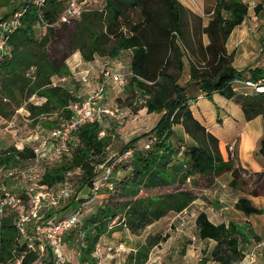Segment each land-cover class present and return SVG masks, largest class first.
<instances>
[{
    "label": "trees",
    "instance_id": "16d2710c",
    "mask_svg": "<svg viewBox=\"0 0 264 264\" xmlns=\"http://www.w3.org/2000/svg\"><path fill=\"white\" fill-rule=\"evenodd\" d=\"M10 1L0 0V7ZM122 5L137 10L138 18L124 13ZM65 8L66 0H45L41 6L30 0L14 10L24 13L21 25L9 38L10 52L0 59L2 118L10 120L25 108L31 125L41 123L53 128L73 115L68 106L77 98L53 82L54 77L63 76L66 68L49 52ZM259 10L260 7L256 12ZM210 13L209 18L199 19L198 34L207 35L210 42L206 46L202 41L193 43L192 58L188 47V20L192 13L179 0H107L102 11H85L80 21L75 19L70 53L79 52L84 61L92 62L97 56L114 60L131 50L129 85L143 96L147 112L159 114L160 119L150 131L125 145L122 152L135 149L128 162L130 175L120 182L119 191L108 195L99 209L82 223L77 261L69 264H98L93 256L97 244L119 224L139 235L171 213H183L200 198L199 193L183 187L187 183L218 178L230 171L233 176L238 174L237 149L232 152L231 144H225L195 117L191 102L197 99V93L210 100L214 94H220L239 106L247 120L258 116L264 119V94L253 93L244 85L247 79L257 82L263 78L264 70L238 71L234 66L235 53H229L226 47L235 28L249 17L248 7L240 0H216ZM38 26L46 30L41 38L36 37ZM185 56L191 61L189 79L182 84L181 78L186 76ZM34 96L46 100L38 105L31 101ZM176 126L193 143L185 155L171 143ZM100 132L99 123L82 125L75 135L71 157L48 166L42 183L57 187L68 171L80 168V191L92 186L109 147L108 139L100 137ZM144 138L152 141L150 150L145 149L146 144L138 146ZM257 153L264 158V137ZM34 156L32 149L10 146L0 152V170L28 162ZM262 188L263 191L257 190L254 195H264V185ZM235 208L247 216L264 212L247 198H240ZM15 220L16 215L11 211L0 219V264H17L19 259L20 264H33L38 255L20 242ZM196 227L201 240L216 243L211 256H204L198 264H209L210 260L217 264L244 262L241 241L248 243L247 230L235 222L215 224L204 211L198 214ZM169 238L168 234H149L145 242L130 249L123 264H147L152 249Z\"/></svg>",
    "mask_w": 264,
    "mask_h": 264
},
{
    "label": "rangeland",
    "instance_id": "374dc122",
    "mask_svg": "<svg viewBox=\"0 0 264 264\" xmlns=\"http://www.w3.org/2000/svg\"><path fill=\"white\" fill-rule=\"evenodd\" d=\"M27 1L30 0H11L6 6L0 7V16H9L15 9L21 8ZM106 1L107 0H98L97 2H94L92 0H82V3L85 11L93 12L102 11L105 8ZM179 1L192 13L188 20V31L190 36L188 47H190L189 55L192 58L193 53L191 51V45H193V43H198L199 41H202L203 43L204 41L208 43L210 42L207 35L198 36L201 30V20L199 19L202 18L204 20L211 16L210 12L216 3V0ZM122 9L124 10V13L132 16L134 19H137L139 16V12L132 9L128 5H122ZM256 14L264 20V7L261 6L260 10L256 12ZM80 20L81 19H78L77 21ZM75 29V19L60 20L56 25V36L49 45V52L57 62L64 64L66 69L64 70L63 76L71 79L70 83H67V87L69 88V85L71 84L73 90L76 91V94H74L81 97H76L77 100L74 102H80V100H85L89 91L92 93L99 87L105 85L106 77L103 72L104 68L117 70L122 67L121 64L125 63L128 56L126 55L123 57V63L118 62L115 59H106V61L114 67L107 66L106 61L101 62V58L99 56H97L98 62L89 63L84 61L82 56L80 58L78 54H72L69 50L71 37ZM45 31L44 27L38 26L36 28V37L41 38ZM255 42V39H253V41H250L248 46L244 47L245 41L242 42L240 39L231 40L228 52H234L235 57L238 55V59L242 56V53H249V55L243 56V63L247 64L248 61H250L249 66L259 65L261 67L260 69H263L264 53H261L259 55L260 57L257 60H254L255 54H258L257 50L261 45L263 46V43H260V45H256V48H253L252 44L255 46ZM190 61V58L185 56L186 76L181 78L182 84L188 77L187 74ZM63 76L54 77L55 83L58 84L59 79ZM108 91L109 95L107 94ZM107 95L109 98H107ZM31 101L34 102L33 98ZM35 101H37V99ZM145 103V99L141 96L140 92L137 90L134 91L130 85L121 88L113 82L107 83L104 104L120 108L125 112L126 119L122 125L115 122H111L110 124H107L106 122L100 124L101 132H105L104 137L108 139L109 143V147L103 161L114 163L115 161L111 159L114 153L122 152L125 145L131 139L137 137L138 135H142L143 133H147L156 125L160 116L156 113L149 114L145 107ZM10 123L12 122L4 123L0 119V152L10 146H14L15 143H17L21 148L26 147L33 150L37 148L40 140L47 135L49 129V127L42 125L41 123L31 125V121L29 119L26 121L23 116L18 120L15 118L14 123ZM148 141L149 139L144 138L141 139L138 144L143 146ZM171 143L175 147H179V149H181V155H185L189 148L193 145L189 137L187 138L185 136L180 126H176L174 128V136L171 137ZM235 149H237V145L235 146ZM130 160H132V158L119 162L115 165L113 174V180L117 186L115 191H119L120 182L130 175V163H128ZM28 164V162H21L17 164V166L22 169L27 168L29 166ZM4 168L5 167H3L0 172H2ZM45 168L46 167H40L37 174L43 175ZM237 169L238 174L236 176L227 172L218 178H200L198 181H193L190 184L187 183V185L183 187L190 188L194 192L199 193L200 198L198 200L200 201L191 206L184 213H171L168 217L153 223L143 231L139 232V235L132 234L131 231L126 229L122 224L117 225L109 234L103 235L100 239V243L102 247H104L103 251H105L103 264H123L125 261L124 259H126V254L130 251V249L138 247V245L145 242L146 237H148L149 234H155L156 236L168 234L170 235V238L166 242H163L152 249L150 259L147 264H198L204 256L210 257L216 243L211 240L203 241L198 236L196 218L198 216L197 214L202 212L201 209L212 208L214 211L212 213L215 214L217 219H227L229 221L234 220L241 223L242 220L240 215L234 210L235 200L244 192L245 194L254 195L257 193V190L263 191L264 171L259 174L250 173L249 170L242 168L241 165L237 167ZM81 175L82 173L80 174L76 172L73 177L68 180L67 183L73 187L76 194L68 200L70 201V204L59 212H64L66 214L69 212L67 211L69 208H72V210L75 211V209L82 206L83 215L81 218L82 223H84L99 209L105 198H107L113 191L101 190V193L95 198H92L93 196L89 197L88 193L82 195V192L80 191ZM29 183V179H22L21 176H19L17 179L8 181V188L13 190L15 193L22 194L26 193ZM169 189H174V187ZM226 207H228L227 210L225 209ZM242 214L244 215L243 212ZM58 217H62V215L59 213ZM214 220H216V218ZM80 228L81 226L71 229L65 236V251L69 263L77 261V256L79 254L77 249L78 238L81 235ZM245 230L249 231V229ZM120 243H123L126 246V252H119L116 250V247H118ZM241 243L243 244L244 250L248 251L251 248L250 243L244 242L243 240ZM110 247H112V250H108ZM119 253L122 256H118ZM209 264L217 263L210 260Z\"/></svg>",
    "mask_w": 264,
    "mask_h": 264
},
{
    "label": "built area",
    "instance_id": "2783aa9c",
    "mask_svg": "<svg viewBox=\"0 0 264 264\" xmlns=\"http://www.w3.org/2000/svg\"><path fill=\"white\" fill-rule=\"evenodd\" d=\"M89 1V0H88ZM97 2L98 0H92ZM248 7L249 17L257 19L256 11L264 4V0H240ZM38 5H43L45 0H34ZM85 12L82 0H66L63 19H80ZM23 11L14 12L8 17L0 16V59L10 52L8 44L9 38L21 25ZM264 51V48H263ZM107 62V61H106ZM111 66L108 62L106 63ZM124 66L117 70L103 69L105 85L90 93L83 101L70 102L68 109L72 112L69 119L61 121L59 125L50 129L47 135L40 140L37 148L34 150V158L28 161L27 168H19L17 165L5 167L0 172V219L8 211L16 215L15 224L17 227L20 242L23 243L29 251L35 252L38 259L33 264H69L65 251V235L73 228L82 225L83 207L80 206L72 214L64 217L47 216L49 210L57 211L62 204L71 199L76 193L73 187L68 184V180L73 177L74 173H82L80 168L70 170L66 173V179L59 186L50 188L42 183L43 175H38L40 167H48L61 163L65 158L72 155V148L75 135L80 127L87 123H107L115 122L122 125L125 122L126 114L120 108L104 104L106 85L113 82L118 87L124 88L129 85L130 78L122 72ZM247 89L253 93L264 94V77L259 81L247 79L244 82ZM237 89V88H236ZM33 98V97H32ZM38 105L42 103H36ZM29 112H27V117ZM12 124V123H10ZM9 129V128H7ZM1 134V128H0ZM100 137L105 136V132H100ZM230 150L234 152L236 141L230 143ZM152 147V141L145 145V149ZM26 147H18L23 150ZM133 148L124 152L114 153L112 160L115 162H105L99 166V174L92 186L85 187L89 197L95 198L101 190L115 191L116 185L113 180L115 165L124 160L133 158ZM114 158V159H113ZM27 163V162H25ZM45 168V170H46ZM45 172V171H44ZM29 179V186L26 193H15L8 188V181L17 179ZM90 198V199H92ZM87 204V203H85ZM115 222L109 226L111 230ZM101 243L97 244L93 256L98 264L104 263V252ZM108 250H112L110 247ZM116 250L126 252V246L120 243ZM245 260L242 264H256L259 257L264 256V239L256 240L251 248L246 251ZM21 259L17 260V264Z\"/></svg>",
    "mask_w": 264,
    "mask_h": 264
},
{
    "label": "crops",
    "instance_id": "0c3cea01",
    "mask_svg": "<svg viewBox=\"0 0 264 264\" xmlns=\"http://www.w3.org/2000/svg\"><path fill=\"white\" fill-rule=\"evenodd\" d=\"M261 6L264 7V4ZM237 39H240V41L242 42L245 41L244 47L248 46L250 41H253V39H255L256 41L255 46L252 44L253 48H256L257 47L256 45L258 44L260 45V43H263V46L261 45L259 49L257 50L258 54H255L254 60H257L260 57L259 55L261 53H264L263 51V48H264V20L261 19L259 16H257V19L248 17L242 25L235 28V30L232 32L227 42V50L229 48L230 41L237 40ZM208 44H209L208 42L204 41L205 46ZM76 54H78L81 58V55L79 52H76ZM132 54L133 52L129 50V51L122 53L120 57L115 59L118 62L123 63V57L126 55L128 56L125 63H123L124 65L123 64L121 65L124 66L122 72L126 74L127 76H129V78H131L132 76L131 68H130ZM78 55H77V58H78ZM244 55H249V53H246V52L242 53V56H240L239 59H238V55H236L235 57L234 66L238 71L245 72L249 69L261 68L259 65L249 66L250 61H248L247 64L243 63L242 58ZM100 58H101V62L106 61L105 58H102V57ZM92 62H98L97 57H96V60ZM188 79H189V74H188V77L185 79V82H187ZM70 81L71 79H69L66 76H63L59 79V83L57 84L55 83V79H53V82L55 85H61L67 90H69L70 93L75 95L76 91L73 90V88L71 87V84L70 85L68 84L69 88L67 87V83H70ZM90 92L91 91H89L88 95H86L85 99L90 95ZM107 94L109 95V91ZM108 95H107V98H109ZM75 97L81 98L78 95H75ZM36 99L37 101H35ZM33 100H34V103H38V102L43 103L46 99L34 96ZM80 101H83V100H80ZM191 108L194 112L195 117L198 120H200L216 137H218L225 144H230L233 141H237V158H238L237 167L241 165L242 168L249 170L250 173L259 174L264 171V158L257 153L260 140L264 137V119L262 116H258L252 120H247L245 113L239 106H237L235 103H233L232 101L228 100L227 98H225L224 96L220 94H214L212 100H210L200 95V93L199 94L197 93V99L191 102ZM27 112L28 111L25 108H21L16 113L17 115L15 114V116H13L12 119L6 120L2 118L1 116H0V119L4 123H9V122L14 123L15 118L18 120L20 117L23 116L25 120L27 121L28 119ZM53 128H49L48 131ZM185 136L188 138L186 134ZM14 146H16L17 148L19 147L17 143H15ZM229 173H232V171H230ZM81 192H82V195L87 194V191L85 189L82 190ZM240 198L249 199L255 207L262 208L264 211V195L255 196L252 194H245L244 192L240 195L239 198L235 200L234 202L235 205ZM198 201L200 200H196L191 206L195 205ZM65 202H64L65 204H63L60 207V209H58L57 211H54L52 209L49 210L46 213L47 216L51 215V216L58 217L60 213L62 217H64V215L67 216V214L69 215L73 213L72 211L74 210H72V208H69L67 210L69 212L66 214L64 212H59L60 210H63L64 207L70 204V201L68 200ZM225 209L227 210L228 207H226ZM201 210L206 212L209 219L215 224H220V223L228 224L229 222L234 221V220L229 221L227 219H222V220L217 219L215 214L212 213L214 212L212 208L211 209L209 208L201 209ZM234 210L235 212H237V214L240 215L241 220H242L241 223H238L237 221H234V222L240 228L249 229L252 231V233H249L248 231V243H250V245H252L256 240L264 239V212L261 215L247 216L245 214L243 215L242 212L237 210L236 208H234ZM215 218L216 220H214ZM118 256H122V255L119 253ZM256 264H264V256L259 257Z\"/></svg>",
    "mask_w": 264,
    "mask_h": 264
}]
</instances>
